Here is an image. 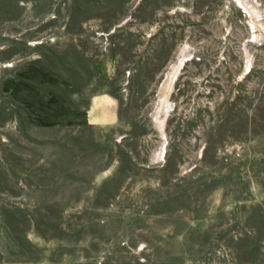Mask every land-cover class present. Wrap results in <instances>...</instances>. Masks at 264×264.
Listing matches in <instances>:
<instances>
[{"label": "rangeland", "instance_id": "rangeland-1", "mask_svg": "<svg viewBox=\"0 0 264 264\" xmlns=\"http://www.w3.org/2000/svg\"><path fill=\"white\" fill-rule=\"evenodd\" d=\"M0 264H264V0H0Z\"/></svg>", "mask_w": 264, "mask_h": 264}, {"label": "bare ground", "instance_id": "bare-ground-1", "mask_svg": "<svg viewBox=\"0 0 264 264\" xmlns=\"http://www.w3.org/2000/svg\"><path fill=\"white\" fill-rule=\"evenodd\" d=\"M250 42H251V43H254L255 41H254V40H251ZM186 52H187V51L184 50V51H183V54H186ZM187 60H189V59L186 58L185 56H182V57L179 59V61L177 62L176 66H175V68H174V70H173L172 80H175V78L177 77V74H178L179 70L183 67V65L185 64V62H186ZM172 82H173V81H172ZM169 111H170L169 106H166V105H163V104H162V105L159 107V109L157 110V113L160 115V118H163V117H165V116L168 115ZM162 122H163V121L159 122V128H160V130H161V128L163 127V123H162Z\"/></svg>", "mask_w": 264, "mask_h": 264}, {"label": "crops", "instance_id": "crops-1", "mask_svg": "<svg viewBox=\"0 0 264 264\" xmlns=\"http://www.w3.org/2000/svg\"><path fill=\"white\" fill-rule=\"evenodd\" d=\"M79 116H81V117L83 116V118H85L87 120H90L92 118V116H93V112L92 111L82 112V113H79L78 117ZM52 120L53 121H48L50 126L51 125H55L56 123H58V121H55V119H52ZM62 121H64V120L62 119Z\"/></svg>", "mask_w": 264, "mask_h": 264}]
</instances>
